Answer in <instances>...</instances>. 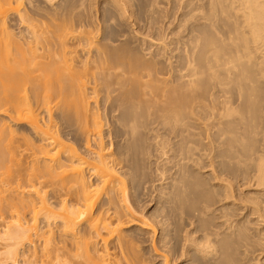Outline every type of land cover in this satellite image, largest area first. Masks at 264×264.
Here are the masks:
<instances>
[{"label":"bare ground","instance_id":"6f19581e","mask_svg":"<svg viewBox=\"0 0 264 264\" xmlns=\"http://www.w3.org/2000/svg\"><path fill=\"white\" fill-rule=\"evenodd\" d=\"M176 1L179 27L196 22L167 46L151 35L155 53L151 36L124 51L134 33H112L116 20L138 25L133 0H104L91 25L74 19L75 0H0V223L16 220L1 264H35L36 244L42 264H142L139 242L163 264H264V0ZM135 78L143 106H121L102 135L83 80L108 97ZM155 156L168 212L156 204L148 221L142 166Z\"/></svg>","mask_w":264,"mask_h":264},{"label":"rangeland","instance_id":"374dc122","mask_svg":"<svg viewBox=\"0 0 264 264\" xmlns=\"http://www.w3.org/2000/svg\"><path fill=\"white\" fill-rule=\"evenodd\" d=\"M103 1L104 0H85V1H83V0H75V4L80 5L81 7H79L78 9L75 10V13H74L75 14L74 15L75 18L74 19L76 21L77 20L86 21V22H90L91 21L90 22V25H91V23H92L91 17L94 16L93 14L96 15L97 12L99 13V11L101 10V7H100L101 5L100 4ZM133 1H134L133 4L135 5L133 9H136L135 11H137L136 13H137V15H139V21H138L139 23H137L138 25L130 26V24H129V27H128V23L127 22L123 21V23H122L121 21L118 20V23H117V20H116L114 22L115 23L114 26H112V33H113L114 36H116L117 34L118 35L119 34L121 35L122 33L123 34L124 33L127 34V32H130L129 33L130 36H132V34L134 33L133 38H131V39L134 40L135 38L136 39L138 38L137 40L136 39L134 41L132 40V42H134V43H131L129 46H126L124 48V51H128V50L131 51V49L133 47H137V46H138L137 47L138 49H141V48L144 47V46H142V44L143 45L145 44V46L151 47L150 45H148V44H150L148 41L153 42L154 41L153 39L155 37L157 38V39L155 38L156 41L160 40V39H158V37L156 36V34L158 35V34H161L163 32H164V35L162 34L164 36L163 37V40L161 38V40L158 41V43L161 42L164 46H167L168 44L166 42H169L170 43V40H172V41L175 40L176 39L175 38L176 36L178 38L185 37L189 33V27L196 22L195 19H189V20H187V22L185 24H182L179 27V25L181 24V21L184 19V13L186 12V9H185L186 8L185 7L186 5L185 4H179L180 1H178V3H177L176 0H160L159 1L160 2L159 3L160 6L158 5L159 12L160 13L158 15H156V17L158 18V21L155 22L156 23L157 30H154L156 33H154V31H153V33L155 35L154 34H151L153 36V39H152V36L151 35H150L151 37L149 36L150 38L148 37V35L150 33H148L147 31H145V28L143 29V27H146L145 26L146 25V22H145L144 19H146V9H148V6L147 5H149L148 2H150L151 0H133ZM160 28H161L162 31L160 30ZM93 30H94V28H93ZM113 30H114V32H113ZM140 32H143V33H140ZM166 32H167V36L165 34ZM146 33H147V35H145ZM135 34H137V35H135ZM135 36H137V37H135ZM147 39H148V41H147ZM136 41H138V42H136ZM156 41H154L155 43L154 42L153 43L156 44L157 43ZM137 43H138V45H137ZM158 43L156 45L153 44V46H155V47H152L154 49V51L155 50L157 51V49H158V48H156V46L157 47L158 46L160 47V45H161L163 47V45L161 43L159 45H158ZM173 47H174V45H173ZM137 48H136V50H138ZM152 48H151V50H153ZM144 49H147V47L146 48L144 47ZM154 51H151V52L154 53ZM156 51H155V53H156ZM136 54H137V52H136ZM163 66H161V68H162L161 71L165 70V69H163L164 68ZM157 68L161 69L158 66H157ZM139 69L140 68H138L137 71ZM163 72H165V71H163ZM137 73H139V71ZM159 78L160 79H163L161 76ZM137 79L138 78H135L133 82L131 81V82L125 84V85H121V86H111L108 97L106 96V93L103 92L105 88H103L102 86H99V87H97L98 90L96 89L98 92H94V89H93L94 86L89 85L88 82L86 83V81L83 80L84 83H85V85H87L86 86L87 93H88V97L90 98L89 99V105H88V107L91 110V113H94L95 114L94 115V117H96L95 118V121H97L98 124L100 122V126L99 127H101V129H102V135L103 134L106 135V133H108L107 131H109V130H111V129H113L115 127V124H114L113 121L115 120V118H117L119 115H121L122 107H125L127 105V102L130 105H138L139 104L140 106H143L142 93H141V90H140V85H139V83H137L139 80L137 81ZM202 80H204L203 82H205V84L213 83V79L210 77V75H207V74H205V76L203 77ZM94 93H96V94H94ZM138 93L141 94V95H139V97H138ZM30 94H28L29 97L31 96ZM37 114H39V118L42 120L43 117H44V114L41 113L40 111H37ZM156 118H157V113L154 112L153 114L149 115V117L147 118V122H150L151 121V123H153V121H155ZM2 119L4 120L3 117H2ZM2 119H1V116H0V122H6L5 120L3 121ZM12 129L15 130V132H16V129H18V131L20 132V135H24L23 132L26 133V131H25V129L23 127H21V128H16L15 127V128H12ZM21 129H23V130L21 131ZM18 131L16 132L17 138H21V136L19 137V132ZM25 136L26 135H24L22 137H25ZM75 141L78 144L81 143L80 137H78V136L75 137ZM105 142H108V140L105 139ZM156 157L157 156L151 158V160L153 159L152 160L153 164L154 163L156 164V162H157ZM158 161H160V160H158ZM149 163L150 162H148V164ZM148 164H145V166H142V169L143 168H146L144 170L145 172H144V175H143L144 176L143 177V182L144 183L145 182L146 183H149V182L152 181L151 186H150V183H149V186H150V189L149 190H151V189L152 190H151V192L148 190L149 193L146 192V195L145 196L144 195L142 196L141 203L143 205L141 204V206H142L141 207V210L143 211L145 217L147 216V218L149 219L148 215L150 213V209H152V207H155L156 204H158V206H159V210H160L159 213L162 212L161 214H163L164 213L163 212L164 210H166V213L168 211H167V209H164L165 208V205L163 204L164 201H163V199H160L159 198L160 195H159V193H157L158 190H156L157 188H159V186L161 187V185L163 184V183L161 184V181L159 182L160 184L158 182H156L158 179H160L157 176V174H155V175H156V177L158 179L156 180V177H154V171H155L154 169H155L156 165L155 164L154 165L152 164V166H151V163H150V165H149L150 167H149ZM153 182H154V185H153ZM158 198L160 199V201H163V203L162 202L160 203L159 201H157ZM47 199L49 200V198H47ZM50 201H53V200H50ZM35 203L37 204L38 201H35ZM145 206H149V207H145ZM144 210H145V212H144ZM147 211H148V215H147ZM166 213H164L163 215H167ZM138 215L142 217V215H140V214H138ZM7 218L5 219L6 222L0 223V224H3L4 223L3 225H0V236H1L0 237V253L2 252L1 255L4 254L5 252L3 253V251L6 250V247H4L5 246L4 243L6 244V242H4L6 238H4V236L6 234V231H8V229L5 230V228H7V225L9 226L11 224V222L12 223L16 222L15 219H12L10 216L8 217V215H7ZM171 218H175V220H177L178 217L177 216L175 217V215H174V217H170V219ZM253 218L254 217H251L252 221H254ZM40 219L41 218L37 219V221H36L37 226H40L41 225V222L42 221ZM152 219L154 220L153 217L151 218V220ZM175 220L174 219H171L170 220L171 222L169 221V226L171 225L170 223L173 224V226L171 225L172 227L170 226V228H171V231L172 230L174 231L172 233L177 236V235H179V232H180V234H182L180 226L181 227H184L183 226L184 223L181 222V221H177L178 222L177 223ZM1 221L2 220H0V222ZM148 221H150V219ZM21 223L24 226H29V225H32L33 224L32 221L30 220V217H28L25 220H22ZM4 225H5V227H4ZM259 227L260 228H263L264 226L262 224V225H259ZM3 234H4V236H3ZM175 235H174V237H175ZM179 238H180V236H179ZM175 241L180 242V239H178V237H176V239L174 238V242ZM178 242H175V243L178 244ZM7 244H8V242H7ZM7 244H6V246H7ZM146 244H142V242H139V244H137L138 246L137 245L135 246V248H136L135 250L137 251V254L139 255L137 257H139V260L140 261H142V260L145 261V263H143V261L141 263L142 264H163V259H161V257L159 258L156 254H154V252L152 250L149 251L151 254L148 252V250L150 249V244H148V243H146ZM38 247H39L38 244H36V251L35 252H37V257H34L33 256L34 248H33V250L32 249H29V248H26L25 249V254H26L25 257L27 256L26 257V260L27 259L32 260L35 264H42L41 263L42 259L40 258V252H39ZM0 258H2V257H0ZM2 260H3V258H2ZM24 260L25 259H22V257H21L20 258V261L18 263H16V264H25V261ZM0 262H1V260H0ZM7 264H9V263H7Z\"/></svg>","mask_w":264,"mask_h":264}]
</instances>
